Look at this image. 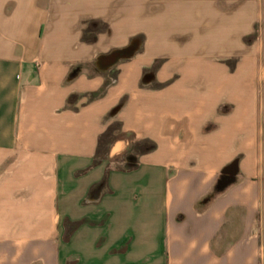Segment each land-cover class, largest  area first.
I'll use <instances>...</instances> for the list:
<instances>
[{"label": "crops", "instance_id": "0c3cea01", "mask_svg": "<svg viewBox=\"0 0 264 264\" xmlns=\"http://www.w3.org/2000/svg\"><path fill=\"white\" fill-rule=\"evenodd\" d=\"M263 257L264 0H0V264Z\"/></svg>", "mask_w": 264, "mask_h": 264}, {"label": "water", "instance_id": "95a60500", "mask_svg": "<svg viewBox=\"0 0 264 264\" xmlns=\"http://www.w3.org/2000/svg\"><path fill=\"white\" fill-rule=\"evenodd\" d=\"M237 172L238 169L236 168V164L231 165L224 170L223 174H225L226 177H224L219 183L220 190H224L232 183V180L236 176Z\"/></svg>", "mask_w": 264, "mask_h": 264}, {"label": "rangeland", "instance_id": "374dc122", "mask_svg": "<svg viewBox=\"0 0 264 264\" xmlns=\"http://www.w3.org/2000/svg\"><path fill=\"white\" fill-rule=\"evenodd\" d=\"M125 157H126V156H123L122 159H120V160H122L121 162L124 164V166H125V164H126V166H128V165H127L128 163H126L127 161H126ZM263 258H264V257H263Z\"/></svg>", "mask_w": 264, "mask_h": 264}]
</instances>
